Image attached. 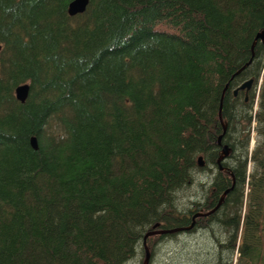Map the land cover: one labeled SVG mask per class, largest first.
Instances as JSON below:
<instances>
[{
	"label": "trees",
	"instance_id": "trees-1",
	"mask_svg": "<svg viewBox=\"0 0 264 264\" xmlns=\"http://www.w3.org/2000/svg\"><path fill=\"white\" fill-rule=\"evenodd\" d=\"M68 1L0 0V264H124L227 187L147 264L194 230L264 264V0Z\"/></svg>",
	"mask_w": 264,
	"mask_h": 264
},
{
	"label": "rangeland",
	"instance_id": "rangeland-1",
	"mask_svg": "<svg viewBox=\"0 0 264 264\" xmlns=\"http://www.w3.org/2000/svg\"><path fill=\"white\" fill-rule=\"evenodd\" d=\"M210 174L211 172L208 171H200L197 173L199 184L193 186V189L189 193V197L183 195L180 196L178 203V208L180 210H187L190 205L189 201L202 200L205 197L203 189L208 184L207 180H209L208 177ZM202 181H206V184L202 185ZM192 208L193 206H190V210L194 211L195 206L194 209ZM198 210L200 209H197L196 211ZM156 234H151L155 235L152 237V242L156 240ZM213 248L212 241L199 230L191 232L179 231L173 235L163 236L155 242L150 264H202L203 261L206 262L207 260H210L209 256H212L210 253L213 251ZM205 252H207V256ZM142 258L143 255L139 253L133 259L128 260L124 264H140Z\"/></svg>",
	"mask_w": 264,
	"mask_h": 264
},
{
	"label": "water",
	"instance_id": "water-1",
	"mask_svg": "<svg viewBox=\"0 0 264 264\" xmlns=\"http://www.w3.org/2000/svg\"><path fill=\"white\" fill-rule=\"evenodd\" d=\"M86 2L87 0H69L68 3H67V12L69 14H74L76 12H81L85 5H86ZM263 38H264V28L260 29L259 31H256V33L254 34V37H253V41L250 45V49L253 47V44L255 42L256 39H259L261 42H263ZM252 55V51L250 52ZM250 60V58L245 62L243 63L238 69L235 70V72L239 71L240 68H242L243 66H245L247 64V62ZM252 81V78L249 77L243 81H241L236 87H234L232 89V92L235 93L237 89H242L243 87L245 88H248L250 83ZM227 85V82L225 83L224 87ZM27 83L26 82H22V83H18L14 86V96L22 101L26 95V92H27ZM219 137H220V134L217 136V142H219ZM29 143L30 145L33 147V148H36V139H35V136L34 135H31L29 137ZM228 151V147L227 145L225 144H222L220 149H219V152H218V155L216 157V163H217V166L219 169L222 168L221 164H220V160L223 158V156L227 153ZM196 163L198 165H201L202 164V158H201V155H198L196 157ZM228 187L225 188L221 194L219 195V199L217 200V202L215 203L214 206H212L211 208L207 209V210H198V211H194L192 214H191V221L188 225H184V226H176V227H170V228H162V227H157V223H154L151 225L150 229L146 230L143 235H142V244L144 246V255H143V259L141 261L140 264H147V261H148V257H149V250H148V247L146 246L145 244V238L150 235V234H156V233H165V232H171V231H176V230H180V229H186V228H189L193 222H194V217L195 216H199V215H206L208 214L209 212H211L220 202L223 194L227 191Z\"/></svg>",
	"mask_w": 264,
	"mask_h": 264
},
{
	"label": "flooded vegetation",
	"instance_id": "flooded-vegetation-1",
	"mask_svg": "<svg viewBox=\"0 0 264 264\" xmlns=\"http://www.w3.org/2000/svg\"><path fill=\"white\" fill-rule=\"evenodd\" d=\"M263 41H264V38H263ZM251 83H252V81H251ZM251 83H250V85H249L248 88L243 87L242 89H240V90L243 91L244 97H246L247 92L249 91V89H250V87H251ZM236 86H237V85H236ZM236 86H235V87H236ZM236 91H237V90H236ZM235 93H236V92H235Z\"/></svg>",
	"mask_w": 264,
	"mask_h": 264
}]
</instances>
